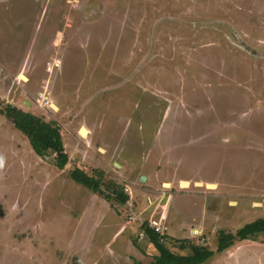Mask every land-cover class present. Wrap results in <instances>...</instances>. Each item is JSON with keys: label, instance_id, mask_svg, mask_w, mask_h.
<instances>
[{"label": "rangeland", "instance_id": "1", "mask_svg": "<svg viewBox=\"0 0 264 264\" xmlns=\"http://www.w3.org/2000/svg\"><path fill=\"white\" fill-rule=\"evenodd\" d=\"M259 52L264 0H0V99L58 123L69 156L0 114V264H152L145 222L215 249L264 218ZM206 264H264V234Z\"/></svg>", "mask_w": 264, "mask_h": 264}, {"label": "trees", "instance_id": "2", "mask_svg": "<svg viewBox=\"0 0 264 264\" xmlns=\"http://www.w3.org/2000/svg\"><path fill=\"white\" fill-rule=\"evenodd\" d=\"M0 114L7 117L13 126L21 131L29 140L35 153L42 158L53 156L54 164L59 169L69 165V156L65 150L62 128L53 121H48L41 115H36L13 104H3L0 99ZM76 182L99 194L108 202L125 205L129 194L124 192L122 184L110 180L104 183L105 172L101 169L86 170L73 166L68 171ZM103 184H105L103 186ZM142 232L156 249L152 264H206L216 253L231 247L237 241L245 239L257 240L264 234V218L257 219L238 229L235 233L220 230L215 249L201 245L191 238H169L161 234L149 222L142 224ZM137 244V242H136ZM138 245V244H137Z\"/></svg>", "mask_w": 264, "mask_h": 264}, {"label": "water", "instance_id": "3", "mask_svg": "<svg viewBox=\"0 0 264 264\" xmlns=\"http://www.w3.org/2000/svg\"><path fill=\"white\" fill-rule=\"evenodd\" d=\"M253 53H254V51H253ZM257 54H259L260 56H264V52L263 53H257ZM83 128V127H82ZM81 134L83 135V133L81 132ZM141 180H146V178H142ZM182 183H184V184H188V182L187 181H185V182H182ZM200 185H203L202 183H199ZM185 186V185H184Z\"/></svg>", "mask_w": 264, "mask_h": 264}, {"label": "bare ground", "instance_id": "4", "mask_svg": "<svg viewBox=\"0 0 264 264\" xmlns=\"http://www.w3.org/2000/svg\"><path fill=\"white\" fill-rule=\"evenodd\" d=\"M23 78L25 79L26 77L23 76ZM81 132L85 135V134L87 133V130L83 127V128L81 129ZM183 184H184V183H183ZM184 185H186V184H184Z\"/></svg>", "mask_w": 264, "mask_h": 264}, {"label": "crops", "instance_id": "5", "mask_svg": "<svg viewBox=\"0 0 264 264\" xmlns=\"http://www.w3.org/2000/svg\"><path fill=\"white\" fill-rule=\"evenodd\" d=\"M167 185H168V184H167ZM182 185H184V184L182 183ZM186 185H188V184H186ZM186 185H185V186H186Z\"/></svg>", "mask_w": 264, "mask_h": 264}, {"label": "built area", "instance_id": "6", "mask_svg": "<svg viewBox=\"0 0 264 264\" xmlns=\"http://www.w3.org/2000/svg\"><path fill=\"white\" fill-rule=\"evenodd\" d=\"M156 230L159 231L158 228H156Z\"/></svg>", "mask_w": 264, "mask_h": 264}]
</instances>
